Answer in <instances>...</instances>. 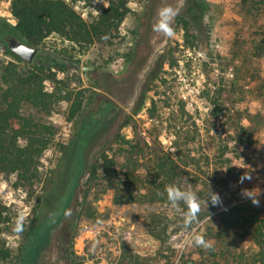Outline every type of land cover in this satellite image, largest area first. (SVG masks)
<instances>
[{
	"label": "rangeland",
	"instance_id": "374dc122",
	"mask_svg": "<svg viewBox=\"0 0 264 264\" xmlns=\"http://www.w3.org/2000/svg\"><path fill=\"white\" fill-rule=\"evenodd\" d=\"M68 1L77 11L89 6L92 17L94 1L99 13L109 3V0ZM205 1L208 9L202 17L200 30L187 36L176 17L186 9L188 0H128L129 11L119 30L95 41L85 53L77 48L74 59L79 60L75 63L78 68L59 72V77H65L75 91L91 88L107 95L118 107L117 118L88 147L89 165L102 151L109 155L118 152L114 141L118 131L128 138L139 133L143 151H139L140 147L136 151L142 156V162L154 157L153 149L157 143L172 155L181 150L182 144L186 159L194 162V167H186L184 173L190 178H198L197 186L202 195L199 197L206 198L211 188L220 194L226 205L235 188L231 185L235 180L230 174L236 172L249 173L252 191L264 193V17L251 15L243 0ZM165 5L178 10L172 24L175 35L171 38L153 30L158 11ZM0 19L9 25L15 24L7 0H0ZM47 41L51 45H62L59 37L51 36ZM138 45L144 53L129 69ZM39 53L41 51L37 55ZM9 57L0 51V61ZM146 85L150 91L141 108L139 103ZM47 89L53 90V83L47 82ZM98 103L88 107V112H98ZM68 108V102L61 101L50 115L29 104L22 109L24 115L54 125L56 134L53 144L41 158L45 174L35 194L19 184L15 174L0 172V200L10 217L4 224L1 240L12 251V256L0 264H19L20 249L39 215L36 208L41 201L46 203L45 196L52 187V180L59 178L64 170L58 165L81 122V118H67ZM216 110L222 111V116L217 117ZM146 143L153 148L147 149ZM223 148L222 155L214 151ZM215 154L221 155L219 164L224 166L219 167L218 176L227 177L228 169L224 163L231 160L230 181L223 187L215 185L213 169L207 163V155L215 158ZM152 172L146 169L145 174ZM144 182L146 188H152L149 182ZM112 199L113 192L108 190L94 202L96 218L81 214L79 198L74 200L61 223L54 224L48 245L41 251L37 264H64L59 260L60 245H68L67 240L75 234L74 248L85 258L84 264H117L123 251L131 248L141 256L157 257L159 241L148 230L155 224L147 210L151 207L148 200L142 205L116 207ZM209 207H212L210 203ZM98 213L103 215L100 217ZM216 213V210L212 211L194 229L201 225L204 228L205 221L215 219ZM21 215L24 227L17 233L16 221ZM174 222L178 223V218ZM82 227L87 228L84 243L79 240ZM202 228L200 231L204 233ZM172 234L177 236L180 254L192 241L193 229L173 230ZM232 235L230 242L236 249L256 250L252 241L243 242L235 233Z\"/></svg>",
	"mask_w": 264,
	"mask_h": 264
},
{
	"label": "trees",
	"instance_id": "16d2710c",
	"mask_svg": "<svg viewBox=\"0 0 264 264\" xmlns=\"http://www.w3.org/2000/svg\"><path fill=\"white\" fill-rule=\"evenodd\" d=\"M7 1L15 24L9 25L0 19V51L10 56L8 60L0 61V172L15 174L18 183L31 190L32 194L37 192L43 182L45 171L42 169L41 158L53 144L56 128L32 115H24L22 109L25 105L29 104L50 115L57 104L66 101L69 104L67 118H81L76 135L58 165L64 167V170L59 178L52 180V187L45 196L46 203L41 201L36 208L39 215L20 249L19 264H37L54 224L61 223L74 200L79 198L81 214L96 218L97 207L93 206L94 202L101 199L108 190L113 192L112 201L116 207L142 205L148 200L151 207L147 210L155 220V224L148 230L159 241L155 254L157 257L152 259L150 256H141L131 248L123 251L117 264H264V193L259 196V206L242 197V190L251 189V183L248 180L239 183L243 172L230 174V159L224 163L228 169L227 177L217 175L219 167H224L219 164L224 148L219 151L214 149L220 152V157L216 154L215 158L207 155V163L213 169L212 180L217 186H225L230 181V175H233L235 181L231 185L235 188L230 192L232 196L226 205L223 202L220 206L208 209L203 207L192 228H185L183 224L187 206L181 203L178 211L167 200L165 191L168 185L175 184L199 192L198 178H190L184 173L186 167H194V162L186 159L182 144L181 150L172 155L157 143L153 149L154 157L142 162V156L136 151L137 147L143 151L139 133L135 132L133 137L128 138L118 131L114 138L118 152L109 155L102 151L91 165L88 164V147L117 118L118 107L110 97L91 88L75 91L65 77H59V72L78 68L75 63L79 60L74 59L77 48L79 52L85 53L95 41L119 30L129 11L128 0H109L106 8L89 20H85L68 0ZM243 3H247L251 15L264 17V0H243ZM207 9L208 3L205 0H188L186 9L176 17V22L187 36L195 35L200 30ZM51 36L59 37L62 45L48 44L47 40ZM11 37L37 47L41 53L31 63L25 62L9 49ZM142 53L144 50L138 45L129 69ZM47 82L53 83V90L47 89ZM149 91L148 85L142 90L139 103L141 108ZM97 102L100 110L96 113L88 112ZM215 114L217 117L222 116V111L216 110ZM145 145L147 149L153 148V145ZM146 169L153 172L145 174ZM144 181L149 182L152 188H146ZM198 195L202 197L200 192ZM222 206L224 208L218 210ZM214 210L217 211L216 218L205 221V227L201 225L196 230L198 233H201V228L205 230V239L210 240L213 247L204 249L191 241L179 254V243L175 240L177 236L172 234L173 230H192ZM102 215L98 213V216ZM176 218L178 223L173 224ZM9 220L7 208L0 200V261H6L12 256L11 249L1 240L4 224ZM215 221L216 225L213 224ZM171 225H174L172 229ZM234 233L240 241H252L256 250L247 252L236 249L230 242ZM76 239L77 234L67 240L68 245H60L59 260L64 264L85 263V258L74 248L73 241Z\"/></svg>",
	"mask_w": 264,
	"mask_h": 264
},
{
	"label": "clouds",
	"instance_id": "9594fccd",
	"mask_svg": "<svg viewBox=\"0 0 264 264\" xmlns=\"http://www.w3.org/2000/svg\"><path fill=\"white\" fill-rule=\"evenodd\" d=\"M178 14V10L171 5H165L161 7L157 14L156 22L153 24V30L162 33L166 37H173L175 35L174 28L172 26L175 16ZM252 176L245 172L239 178V183L243 184L245 180L251 181ZM253 189H244L241 192L242 197L250 199L251 202L259 206L260 191L253 192ZM167 193V200L170 204L180 210V204L183 203L187 206V211L183 215V224L185 228H192V226L198 221L199 213L206 206L208 209L209 203L211 206H220L223 201L219 193L213 191L210 188L206 198L203 200L199 197L197 191L188 186H180L170 184L165 189ZM24 227V218L21 215L16 221L15 231L17 233L22 232ZM192 242L204 249H210L213 244L210 240L205 239L203 233H198L193 228Z\"/></svg>",
	"mask_w": 264,
	"mask_h": 264
},
{
	"label": "water",
	"instance_id": "95a60500",
	"mask_svg": "<svg viewBox=\"0 0 264 264\" xmlns=\"http://www.w3.org/2000/svg\"><path fill=\"white\" fill-rule=\"evenodd\" d=\"M9 49L25 62L31 63L38 53V48L31 46L15 37L9 39ZM90 69V68H85Z\"/></svg>",
	"mask_w": 264,
	"mask_h": 264
},
{
	"label": "built area",
	"instance_id": "2783aa9c",
	"mask_svg": "<svg viewBox=\"0 0 264 264\" xmlns=\"http://www.w3.org/2000/svg\"><path fill=\"white\" fill-rule=\"evenodd\" d=\"M95 4L94 7H92V13H93V16L96 17L99 15V10L97 9L96 7V3L95 1L93 2ZM91 10H89V6H83L78 12L79 14L85 19V20H89L90 18H94L92 17L89 13H90ZM81 233H80V236H79V240L82 239V243H84L85 239L83 238V235L84 233H86L87 231V228L86 227H82L80 229Z\"/></svg>",
	"mask_w": 264,
	"mask_h": 264
},
{
	"label": "flooded vegetation",
	"instance_id": "af4514ba",
	"mask_svg": "<svg viewBox=\"0 0 264 264\" xmlns=\"http://www.w3.org/2000/svg\"><path fill=\"white\" fill-rule=\"evenodd\" d=\"M49 203H51V201H50ZM49 206H51V205L49 204ZM47 245H48V242L45 243V245L43 246V248L41 249V251H42L43 249H45V248L47 247ZM40 253H41V252H40Z\"/></svg>",
	"mask_w": 264,
	"mask_h": 264
}]
</instances>
